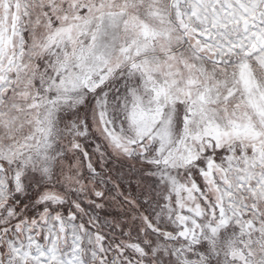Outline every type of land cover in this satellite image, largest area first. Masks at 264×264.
Listing matches in <instances>:
<instances>
[{"label":"snow or ice","instance_id":"snow-or-ice-1","mask_svg":"<svg viewBox=\"0 0 264 264\" xmlns=\"http://www.w3.org/2000/svg\"><path fill=\"white\" fill-rule=\"evenodd\" d=\"M0 264H264V0H0Z\"/></svg>","mask_w":264,"mask_h":264}]
</instances>
